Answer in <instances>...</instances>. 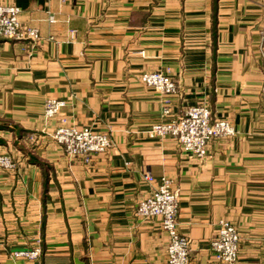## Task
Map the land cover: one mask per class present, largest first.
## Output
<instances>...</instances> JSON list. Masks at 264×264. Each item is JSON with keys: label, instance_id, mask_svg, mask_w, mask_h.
<instances>
[{"label": "crops", "instance_id": "crops-1", "mask_svg": "<svg viewBox=\"0 0 264 264\" xmlns=\"http://www.w3.org/2000/svg\"><path fill=\"white\" fill-rule=\"evenodd\" d=\"M40 40L0 38V264H167L169 236L136 205L170 179L190 264H219L218 222L240 236L237 264H264V0H0ZM74 32V34H72ZM74 35V36H73ZM167 73L162 95L141 81ZM65 102L44 118L47 100ZM207 105L235 129L199 159L173 138L150 140L164 102ZM63 118L108 134L90 163L52 139ZM41 250L36 260L15 252Z\"/></svg>", "mask_w": 264, "mask_h": 264}, {"label": "built area", "instance_id": "built-area-1", "mask_svg": "<svg viewBox=\"0 0 264 264\" xmlns=\"http://www.w3.org/2000/svg\"><path fill=\"white\" fill-rule=\"evenodd\" d=\"M21 9L0 3V38L14 41L40 40L37 29L23 26L19 16ZM74 34V32H72ZM74 36V35H73ZM142 83L153 88L162 95H173L177 92V84L170 75L160 71L144 73ZM170 102L166 100L161 112V121L150 126L144 133L150 140L173 138L180 150L199 159L207 156L211 142L216 139L234 136V127L226 120L214 119L207 105H195L181 114L172 112ZM65 102L49 99L44 106V118L51 120L62 115ZM53 141L61 146L72 160L90 163L97 154L107 152L113 147L108 134L97 132L89 126L79 127L63 118L52 134ZM0 168L15 171L16 162L8 153L0 154ZM147 182L157 184L152 193L140 200L136 205V215L141 219H158L161 228L169 236L167 246V264H190L192 241L179 230V191L173 182L165 177L156 180L146 173ZM240 236L236 228L227 220H220L214 238L210 242L212 257L219 264H237L239 259ZM41 250L15 252L14 257L36 260Z\"/></svg>", "mask_w": 264, "mask_h": 264}, {"label": "trees", "instance_id": "trees-1", "mask_svg": "<svg viewBox=\"0 0 264 264\" xmlns=\"http://www.w3.org/2000/svg\"><path fill=\"white\" fill-rule=\"evenodd\" d=\"M1 127H2V126L0 125V128H1ZM1 144H3V139L0 138V145H1Z\"/></svg>", "mask_w": 264, "mask_h": 264}, {"label": "rangeland", "instance_id": "rangeland-1", "mask_svg": "<svg viewBox=\"0 0 264 264\" xmlns=\"http://www.w3.org/2000/svg\"><path fill=\"white\" fill-rule=\"evenodd\" d=\"M1 139H3V143H6V140L4 139V138H1ZM9 154V153H8Z\"/></svg>", "mask_w": 264, "mask_h": 264}]
</instances>
